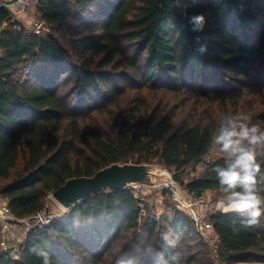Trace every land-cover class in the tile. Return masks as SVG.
<instances>
[{"label":"trees","instance_id":"trees-1","mask_svg":"<svg viewBox=\"0 0 264 264\" xmlns=\"http://www.w3.org/2000/svg\"><path fill=\"white\" fill-rule=\"evenodd\" d=\"M35 12L48 33L0 7V195L17 219L117 163H159L193 197L219 192L211 134L229 113L264 120V0H40ZM194 14L206 17L201 32ZM141 207L130 189L97 194L15 255L0 247V264H43L33 247L50 264H114L141 240L165 250L162 233L180 235L184 264H215L184 212L140 222ZM242 219L212 213L219 261L264 264V216Z\"/></svg>","mask_w":264,"mask_h":264},{"label":"clouds","instance_id":"clouds-1","mask_svg":"<svg viewBox=\"0 0 264 264\" xmlns=\"http://www.w3.org/2000/svg\"><path fill=\"white\" fill-rule=\"evenodd\" d=\"M186 14V13H185ZM193 32H201L206 24L204 14H194L189 18ZM203 53L206 46L198 49ZM209 152L221 154L222 163H213L220 198L215 202V210L224 214L236 213L243 219L241 225L253 226L264 216V120H254L244 112L223 116L210 136ZM233 232H238L236 222ZM160 239L167 251L141 240L127 250L117 249L114 264H184V258L176 249L181 237L177 234L162 233ZM31 251L42 258L43 264H50L49 254L33 247Z\"/></svg>","mask_w":264,"mask_h":264},{"label":"built area","instance_id":"built-area-1","mask_svg":"<svg viewBox=\"0 0 264 264\" xmlns=\"http://www.w3.org/2000/svg\"><path fill=\"white\" fill-rule=\"evenodd\" d=\"M39 3L40 0H10L9 2H0V7L10 8L30 19L32 23L31 31L36 35H40L42 32L41 24L43 22L35 16L34 12ZM208 161L209 160H207V163H209ZM177 182L176 180H172L166 186V188L170 189L169 192L172 197V203L170 205H159V207H157L158 205H153L152 207H154V209L150 208L149 210H145V207H141L140 216L144 219H149L151 222H159L164 215H172L175 211H181L184 212L186 217L191 221L193 228L200 237L207 236L214 230L209 204L204 201V195L201 197L192 196L184 198L178 185L179 182ZM142 185L144 186V184H135L128 189L132 190L135 199L141 206H144V199H142L139 192H135L133 188ZM68 216L69 212L66 213L65 219H67ZM58 219L59 218L49 209L38 212L32 218L17 219L11 211L8 201L0 195V247L2 251L7 252L13 250V246L19 248L29 233L38 228L44 229L54 220Z\"/></svg>","mask_w":264,"mask_h":264},{"label":"water","instance_id":"water-1","mask_svg":"<svg viewBox=\"0 0 264 264\" xmlns=\"http://www.w3.org/2000/svg\"><path fill=\"white\" fill-rule=\"evenodd\" d=\"M46 27L41 24V29ZM159 175L154 164H112L92 177L72 178L52 192L51 203L62 213L70 212L76 205L100 193L118 192L135 184L151 185Z\"/></svg>","mask_w":264,"mask_h":264},{"label":"rangeland","instance_id":"rangeland-1","mask_svg":"<svg viewBox=\"0 0 264 264\" xmlns=\"http://www.w3.org/2000/svg\"><path fill=\"white\" fill-rule=\"evenodd\" d=\"M35 16H37L36 12H35ZM45 28L42 30L41 34H45V33L49 32V29L45 30ZM21 77H22V75H21ZM252 89H255L254 85L252 86ZM104 118L107 119V115H105ZM220 156H221V154L218 153V152H211L209 154L208 158L211 159V160H216V159H219ZM154 165H156L159 168V175L153 179V183L151 185H145L144 184V186L142 185V186H139V187H133L134 191L135 192H139V194L142 197V199H144L145 205L142 206V207H145L146 208L145 210H149L150 208L154 209V207H152L153 205H158L157 207H159V205L165 206V205H170L172 203L171 193L169 192L170 189L166 188V186L172 180H174V181L176 180L175 173L170 171V170H168V169H166V168H164L159 163H154ZM203 168H204L203 165L199 166L197 171L200 172ZM188 172H191L190 169L188 170ZM188 176L189 177H193V176H195V174L192 173L191 175H188ZM178 185L180 187V190H181L182 195H183L184 198L192 197L191 195L187 194L184 191V189L182 188L180 183H178ZM133 188H131V189H133ZM220 196H221V193L212 192V191L206 192L204 194L203 199H204L205 202H207L209 204L210 213L216 212L214 205H215L216 200L218 198H220ZM48 206H49L48 209L51 212H53L59 219H64L65 220V215L66 214L60 212L51 203V201H50V203H48ZM166 216H169V215H164L163 217H166ZM163 217H162V219H163ZM143 221L151 222L149 219H144L143 217L140 216V222H143ZM159 222H154V223H159ZM200 238H201V240L204 243V250L208 252V254L210 256V259L215 264H221L220 261H219L220 242H219V239H218L217 235L215 234L214 230L212 232H210L207 236L200 237ZM13 247H14V249L12 250V252L15 255L19 248H17L16 246H13Z\"/></svg>","mask_w":264,"mask_h":264},{"label":"crops","instance_id":"crops-1","mask_svg":"<svg viewBox=\"0 0 264 264\" xmlns=\"http://www.w3.org/2000/svg\"><path fill=\"white\" fill-rule=\"evenodd\" d=\"M9 2L10 0H0V2ZM11 15L13 22H18L20 25H22L23 27H25L27 30H31L32 29V23L31 20L26 18L24 15L17 13L13 10H11L10 8H5ZM5 27V26H4ZM4 27H0V32H2L4 30Z\"/></svg>","mask_w":264,"mask_h":264}]
</instances>
